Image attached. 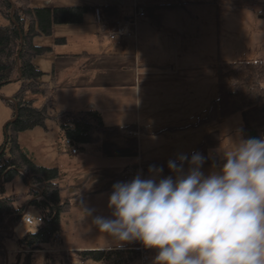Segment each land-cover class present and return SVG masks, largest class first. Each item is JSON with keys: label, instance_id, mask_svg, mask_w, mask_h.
Masks as SVG:
<instances>
[{"label": "trees", "instance_id": "obj_1", "mask_svg": "<svg viewBox=\"0 0 264 264\" xmlns=\"http://www.w3.org/2000/svg\"><path fill=\"white\" fill-rule=\"evenodd\" d=\"M178 6H183V3L147 5L156 22L161 20L164 8ZM99 7L108 18L121 15V7L117 4L35 6L31 4V0H0V14L8 19L7 23L0 24V88L5 81L20 77L17 80L19 88L12 95L14 101L8 99L13 109L12 114H15L16 108L18 114L16 119L7 125L9 139L6 147L3 148L4 143L0 146V228H10L11 223L18 224L22 218L20 214L28 202L25 200L18 206L16 201L21 198L22 193L6 194L5 183L17 175L22 176L29 184L26 193L33 196L29 201L37 208V213L42 215V221L30 232L23 234L19 240L22 249L20 253L24 255L21 264H34L32 254L35 251L47 245H55V236L61 230V214L70 209L71 199L68 195L62 194L67 185H63L59 180V168L38 163L31 152L21 146L19 133L39 125L46 127L47 119L54 118L60 128L62 139L66 143L78 146L97 141L100 133L111 135L121 129L118 125H107L102 112L96 108L57 109L52 86L44 79L47 72L33 62L35 56L52 49L51 45L36 44L35 36L53 33L54 25L58 23L81 22L89 12L96 16ZM55 41L63 43L66 36H56ZM218 87V98L210 104L205 115L190 125H203L240 111L244 118L242 127L244 137H262L264 59H239L220 63ZM27 91L39 93L43 97L42 103L36 105L35 97L27 98ZM172 127L175 126H168ZM142 129L152 133L161 131L145 127ZM220 142V132L213 130L203 136L193 152L202 153L207 158L205 164L221 162V158L211 152ZM137 146V137L133 136L128 138L126 146L121 147L115 142L104 141L100 148L109 155H135ZM193 152L185 154L190 158ZM176 158L150 160L148 163L163 166L165 173H171L167 163L170 159ZM14 233L15 230H11L8 235L12 236ZM140 243L136 241L123 247L108 249H79L75 254L62 251V263L68 264L71 259H78L100 261L105 264H129L131 260L140 257ZM0 254L5 257V251L1 246Z\"/></svg>", "mask_w": 264, "mask_h": 264}, {"label": "rangeland", "instance_id": "obj_2", "mask_svg": "<svg viewBox=\"0 0 264 264\" xmlns=\"http://www.w3.org/2000/svg\"><path fill=\"white\" fill-rule=\"evenodd\" d=\"M79 1V0H77ZM75 2V0H52L51 4L57 5H80L84 2ZM142 1V0H140ZM183 1V0H182ZM195 1V0H194ZM200 1V0H199ZM236 1H249V0H216L215 2H194L188 4L186 8L182 9L178 13L176 11L167 10L164 11L165 19L160 25H152L146 29L142 34L137 27V37L134 42H138L140 62L144 65L143 61H152L158 59L159 63L167 64L181 62H190L192 70L202 75L197 77L198 82L202 80V84L198 83L195 95L197 98L194 105L196 107L195 112L192 103H187L190 109L189 113L182 111L179 117L162 120L158 119L154 126H160L162 121H176L179 120L187 122L188 120H198L200 117L206 114L212 101L216 100L219 96L218 87V69L219 65L225 61H234L239 59L253 60L264 59V17H259L256 13L257 9H261L264 14V7L242 4L241 6H235L233 2ZM189 3V2H188ZM31 4L38 6L44 5L45 0H31ZM147 8V20L152 21V15L144 2L139 3ZM100 8V7H99ZM165 9V8H164ZM133 6L132 3L121 7V16L132 15ZM163 16V15H162ZM179 20H178V19ZM154 21V20H153ZM8 19L0 14V24H5ZM138 25V23H137ZM62 31H67V42L57 43L55 41L56 36H63ZM178 31L179 38L169 37L170 33ZM91 33H93L92 36ZM96 43H90V40H95ZM107 39V38H106ZM179 39V44L177 41ZM34 42L40 45H51L52 49L44 54H39L33 58V62L47 73L44 75V79L50 82V85L54 86L53 70L55 53L62 50L80 47L81 45H87L88 47H99V37L97 36V23L95 16L92 12L85 14L84 19L81 22L73 23H58L54 25L53 33L46 35H37L34 38ZM146 59V60H144ZM147 66V65H146ZM186 72V71H185ZM185 72H182L180 79H188ZM187 73V72H186ZM19 88V82L16 80L6 82L0 88V146L5 141V124L13 116L12 106L8 103L6 97H10ZM193 89V88H191ZM141 116L144 119V111L149 103L146 90H141ZM124 90H122L123 94ZM156 94V93H155ZM26 97H35L34 103L40 105L43 101V97L39 93L27 91ZM62 109V108H57ZM192 111V112H191ZM121 118L118 119L120 124V130L106 135L100 133V138L97 141L87 142L89 146H100L104 141L115 142L119 146H126L128 138L132 137L129 132L137 121L131 120L135 114V110L120 112ZM123 119H129L128 122ZM153 120V119H152ZM193 121V122H194ZM106 123V122H105ZM154 123V122H152ZM244 123L242 112H236L225 117H219L209 124H205L201 127L193 126L185 129L175 130L171 133H158L156 135H150L149 140L143 142V134L141 139L140 132L134 134L138 139V147H144L143 151L147 154H151L156 157H177L180 154H184L186 151L194 148L196 141L202 139V134L210 130H218L221 134V142L214 150L218 152V156L221 157L218 151L222 144L227 147L230 143V139L237 140L244 138L242 133V125ZM107 124V123H106ZM150 125V123L148 122ZM109 125V124H107ZM139 133V134H138ZM188 133L192 138L188 150L185 148L183 138ZM154 134V133H152ZM19 141L22 147L29 150L34 156V159L43 165L57 166L60 168V182L66 183V181H74L75 176L72 173H77L78 167L82 166L84 161L80 162L78 166L73 162V155H71V147L62 139L60 128L57 121L54 118H48L45 126H36L32 129H27L19 133ZM101 149V148H100ZM78 151V148H77ZM213 151V150H212ZM211 151V152H212ZM131 164V163H129ZM121 169L126 168V164L119 165ZM140 167V166H139ZM149 165H144L142 168L143 175L148 176ZM213 169V167L211 168ZM125 180H131L138 172L125 169ZM206 172V167H203ZM164 176L172 175V173H163ZM65 185V184H63ZM29 184L22 176H15L13 179L8 180L5 183L6 194L22 193L20 199L16 201V205L20 206L25 200H30L32 196L28 193ZM69 189V186L65 189ZM74 206V202H71V207ZM70 207V209H71ZM69 209V210H70ZM29 210L33 213H37V208L31 204ZM68 210V211H69ZM63 212L61 219L63 227H70V213ZM111 215V214H110ZM109 215V216H110ZM74 222V219H73ZM28 224L19 225L18 234L23 235ZM32 229L35 226L31 225ZM104 234V233H103ZM101 232L94 228L92 233L88 235L87 244L93 243L97 238V235H103ZM7 240V239H6ZM10 247L17 248V243L11 239H8ZM56 245V244H55ZM54 245V246H55ZM93 245V244H91ZM58 245H56V248ZM64 247V246H63ZM72 253L75 249L79 248H99L96 246L87 247H66ZM52 255L55 264H62L61 254L53 252V254L45 253L40 250L35 251L32 254L34 264H49V256ZM140 258V257H139ZM135 258L131 260L129 264H141V260ZM7 259V263H6ZM19 254L10 253L7 258L0 257V264H21L24 259V255L21 256L19 261ZM84 264H100L94 260L84 261Z\"/></svg>", "mask_w": 264, "mask_h": 264}, {"label": "crops", "instance_id": "obj_3", "mask_svg": "<svg viewBox=\"0 0 264 264\" xmlns=\"http://www.w3.org/2000/svg\"><path fill=\"white\" fill-rule=\"evenodd\" d=\"M76 1L77 0H75V2ZM205 1L206 0H79L77 2L99 6L104 4H117L120 7L130 3H132L133 6L134 3L139 4L140 2H144L143 5L146 6L155 3H183V6L167 7L163 9V16L159 22H156L153 16L152 21L147 20V15L140 17L137 27L139 26L138 30L143 34L150 26L160 25L164 21V11L167 10L168 12L166 13H170V11H176L175 13H178L186 8L188 4ZM51 2L52 0H45L46 4H51ZM233 3L235 6L248 4L264 7V0L236 1ZM99 9L101 10L99 11L100 15L95 16L94 14L97 23L99 47L90 49L91 47L87 45H81L80 47L55 53L53 70L54 86L52 87V95L56 108L71 110L96 108L102 112L104 121L109 125L120 124L119 122L121 121L118 120L122 119L120 112L135 110V114L132 116L133 118L130 119L137 121V123L130 129H135L140 132L141 139L143 134L146 135L143 137V142L148 141L150 135H156L162 132L171 133L175 130L193 127L190 124L194 120H188L187 122L179 120L180 123L176 121H162L163 123L159 124L160 126H154V124L158 119L167 120L175 118V116L179 117L182 111L189 113L190 109L188 108V102L192 103L191 105L194 106V111H191V114L195 112L196 107L193 102H195L197 98V95H195L199 83L197 77L199 75L201 76L202 73H194L190 62L183 64L181 62L172 64L168 62L164 64L159 63V61H157L158 59H153L152 61H143L142 63L144 65H141L138 42H136V40L134 42L137 36H124L116 40L111 39L108 35L107 27L116 17L108 18L104 14L102 8L100 7ZM256 13L259 17H264L261 9H257ZM62 32L64 33L59 34H64L63 36H66L65 42H67V31ZM91 35L94 36L93 33H91ZM175 36L179 38L180 35L178 31L169 34V37ZM93 42H97L96 38L95 40H90V43ZM174 42L179 44V39ZM182 72H185L186 76H189V78L180 79ZM199 80V84H202V80ZM142 88L144 91L146 90V96L149 98V103L144 111V119H142L140 109ZM122 90H124L123 94ZM123 120L128 122L129 119ZM203 125H197V127ZM168 126L175 127L168 128ZM143 127L149 130L160 129L161 131L152 134V132L144 131L142 129ZM211 131L213 130L203 133L202 138ZM182 140L185 143V148L188 150L189 143L192 142L193 138L186 133L185 138ZM200 140H197L196 144ZM195 146L192 150L186 151L185 153L193 152ZM143 149V146H141V148L137 146V154L135 155H109L102 151L100 146H89L87 143L78 145V151L75 153L70 149V153L73 155V162H77L76 164L80 166L79 163L84 161L83 165L78 167L77 173H72V176H75V180H68L66 183H63L69 186V189L67 191L64 190L62 194L65 196L68 195L71 202H74V206L67 212V214L70 213V220L72 221L69 222L71 225L69 228L63 227L61 219V230L59 232L61 236L60 244L57 248L56 245H47L40 251L50 254H53V252L62 254V251H66L69 254H75V252L72 253L66 247L96 246L108 249L123 247L129 244L124 243L123 245H118L112 242L111 238L105 233H102L103 235H97V238L91 243L93 245H91L87 244V242L91 240H87L86 237L96 228L93 224L94 216L99 215L108 217L111 214V210L108 208V197L114 183L118 181H127L125 180V169L129 168V170L136 171L138 168L140 172L143 170L142 168H144L145 164L151 165L148 163L150 160L174 158L164 156L156 157L152 155V153H145ZM212 154L218 156V152L215 150L212 151ZM218 157L221 158L220 156ZM219 163L220 162L205 164L204 167H206V171H211L213 170L211 168ZM122 164H126L127 167L121 169L119 165ZM207 173L208 172H206V174ZM61 174L63 173L60 172V175ZM18 227L19 226L15 227L16 233L13 237L0 238V246L5 251V257L10 253L19 254V258L22 256L20 253L22 249L19 246L18 240L15 239L18 235ZM6 239H11L14 243L16 242L17 248L14 249L10 247V244H8L9 241ZM79 249H75V251ZM155 255L156 249L147 248V259L143 260L140 255V263L153 264ZM1 256L0 254V257ZM49 257V264H55V259H53L52 255ZM96 262L105 264L100 261Z\"/></svg>", "mask_w": 264, "mask_h": 264}, {"label": "clouds", "instance_id": "obj_4", "mask_svg": "<svg viewBox=\"0 0 264 264\" xmlns=\"http://www.w3.org/2000/svg\"><path fill=\"white\" fill-rule=\"evenodd\" d=\"M207 174L206 157L149 165L112 185L111 215L93 224L111 241L156 249L153 264H264V136L230 139Z\"/></svg>", "mask_w": 264, "mask_h": 264}, {"label": "built area", "instance_id": "obj_5", "mask_svg": "<svg viewBox=\"0 0 264 264\" xmlns=\"http://www.w3.org/2000/svg\"><path fill=\"white\" fill-rule=\"evenodd\" d=\"M147 14V8L145 6H141L140 4L134 3L133 4V14L127 16H119L113 19L109 26L107 27L108 35L111 39L116 40L121 37H131L137 36V23L140 17H143ZM100 15V12L97 11V16ZM135 132V131H130ZM264 136V135H263ZM73 152H77V148H72ZM42 221L41 214H35L30 211H27L19 225L28 224L29 226L25 229L24 233L30 232V226L37 224ZM9 233V228H0V235L5 236ZM17 240V238H15ZM61 237L59 234H56L55 241L59 243ZM141 249V258L143 260L147 259V248L140 246ZM68 264H84L81 260L71 259Z\"/></svg>", "mask_w": 264, "mask_h": 264}, {"label": "water", "instance_id": "obj_6", "mask_svg": "<svg viewBox=\"0 0 264 264\" xmlns=\"http://www.w3.org/2000/svg\"><path fill=\"white\" fill-rule=\"evenodd\" d=\"M19 78H20V77L13 78L11 81H14V80L16 81V80H18ZM5 82H8V81H5ZM6 98L9 99V98H11V97H6ZM17 114H18V110H17V108H16V109H15V114H14V115L12 116V118H11L9 121H7L6 124H5V132H6V135H5V141H4L3 148L6 147V145H7V143H8V139H9V132H8L7 125H8V123H10L11 121H14V120L16 119ZM30 202H31V201H28L25 210L23 211V213L20 214L21 216L24 214V212H26V211L28 210V208H29V206H30V204H31ZM6 258H7V256H6ZM6 263H7V259H6Z\"/></svg>", "mask_w": 264, "mask_h": 264}]
</instances>
